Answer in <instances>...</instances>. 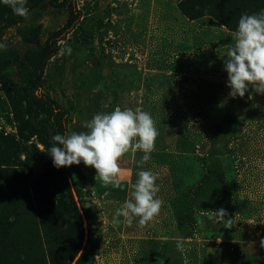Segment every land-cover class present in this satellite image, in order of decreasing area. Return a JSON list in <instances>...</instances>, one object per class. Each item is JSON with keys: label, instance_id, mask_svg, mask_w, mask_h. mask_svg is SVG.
Returning <instances> with one entry per match:
<instances>
[{"label": "rangeland", "instance_id": "obj_1", "mask_svg": "<svg viewBox=\"0 0 264 264\" xmlns=\"http://www.w3.org/2000/svg\"><path fill=\"white\" fill-rule=\"evenodd\" d=\"M48 1L44 40L72 25L42 90L69 110V134L116 107L150 113L158 131L143 169L158 173L164 203L143 228L139 218L131 227L123 217L111 222L131 193H87L83 162L67 167L91 228L82 264H264V94L249 86L243 98L229 96L222 56L233 31L200 0ZM20 18L0 0V30ZM184 138L193 154L179 149ZM49 148L15 80H0V246H22V263L71 264L84 230ZM142 155L125 154L133 183ZM221 208L226 217L217 220Z\"/></svg>", "mask_w": 264, "mask_h": 264}, {"label": "clouds", "instance_id": "obj_2", "mask_svg": "<svg viewBox=\"0 0 264 264\" xmlns=\"http://www.w3.org/2000/svg\"><path fill=\"white\" fill-rule=\"evenodd\" d=\"M14 14L27 17V0H3ZM233 44L223 61L227 72L229 96L243 98L251 86L255 92L264 94V10L259 14H242L236 31L232 33ZM88 131L71 134H54L48 149L53 165L57 168L79 165L81 162L96 171V179L103 186L121 188L120 160L125 154L143 153L137 162L138 179L131 185V199L125 200L112 217L113 226L123 223L129 227L138 219V227H145L160 212L163 201L157 197L158 173L144 170L155 149L158 131L150 113L139 108L116 107L107 113H97L87 123ZM215 219L223 220L226 211H215ZM264 246V240L261 241ZM179 247V245H178ZM78 254L77 257H79Z\"/></svg>", "mask_w": 264, "mask_h": 264}, {"label": "trees", "instance_id": "obj_3", "mask_svg": "<svg viewBox=\"0 0 264 264\" xmlns=\"http://www.w3.org/2000/svg\"><path fill=\"white\" fill-rule=\"evenodd\" d=\"M200 1L202 9L216 15L223 25L233 32L236 31L242 14H259L264 10L262 8L264 0ZM191 2L195 3L196 0H191ZM52 6L50 1L43 0L28 11L27 17H21L18 21L0 30V80H15L19 94L28 105L33 127L39 134L44 135L45 143L48 147L53 144L52 136L54 134H69L68 122L70 117V112L67 108L61 106L42 91L46 85L44 79L45 68L48 62L59 54L58 42L62 40V34L66 29L72 26L66 25L62 30L51 32L48 38L44 40L45 34L49 32L45 27V22L52 14ZM188 8L186 4L181 6L183 12L190 17L191 14ZM58 177L68 194L71 215L78 220L80 226L84 225L81 210L73 194V178L67 167L58 168ZM85 183L87 189L96 190L99 194L107 191L115 192V190L99 188L98 185L92 187L89 181ZM75 189L80 197V190L78 188ZM88 228L90 233L89 224ZM84 236L85 230L82 229L80 244L72 258V263L82 249ZM87 246L76 264L84 262ZM21 247L16 249L9 242L2 243L0 251L3 252L0 255L2 257H10L9 261H2L3 264H28L27 260L22 263L16 257L18 255L17 251L19 252Z\"/></svg>", "mask_w": 264, "mask_h": 264}, {"label": "crops", "instance_id": "obj_4", "mask_svg": "<svg viewBox=\"0 0 264 264\" xmlns=\"http://www.w3.org/2000/svg\"><path fill=\"white\" fill-rule=\"evenodd\" d=\"M179 149L181 151H184L186 154H193L194 152V143L192 140L188 139V138H184L183 140H181V143L179 144ZM156 146V144H155ZM157 147V146H156ZM155 147V151L156 150ZM125 156L121 158L119 164H120V168L122 169L121 171V176H122V184H121V188H113L111 185L105 187L103 186V184L96 179V171L94 168L92 167H87L84 165V163H81V165L79 166V169L82 173L83 176V180L81 182L82 186H83V190L87 193L90 194H99L98 191L96 190H90L86 188V181L90 182V185H92V187H96V185H98L99 188L102 189H108V190H115V192H111V191H107L105 193H103L104 195L107 194H111L114 195L116 197H123L126 196L128 194L131 193L132 188L131 185L133 184V178H134V171L133 168L130 164H126L125 161Z\"/></svg>", "mask_w": 264, "mask_h": 264}, {"label": "water", "instance_id": "obj_5", "mask_svg": "<svg viewBox=\"0 0 264 264\" xmlns=\"http://www.w3.org/2000/svg\"><path fill=\"white\" fill-rule=\"evenodd\" d=\"M72 189H73V194H74L75 201H76L79 209L81 210L82 218H83V223H84L85 236H84V241H83L82 249L79 252V254H81V253L83 254V251H84L85 247L87 246L88 239H89L88 220H87L86 215L83 212V208H82L80 199H79V197H78V195L76 193V190H75V187H74L73 184H72ZM81 256L82 255H79V257H76L72 264H76L78 262V260L80 259Z\"/></svg>", "mask_w": 264, "mask_h": 264}]
</instances>
